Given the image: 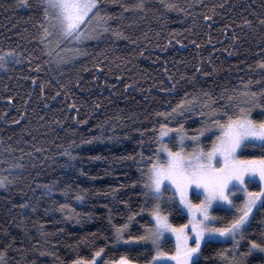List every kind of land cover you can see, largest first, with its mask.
<instances>
[{
	"label": "trees",
	"instance_id": "16d2710c",
	"mask_svg": "<svg viewBox=\"0 0 264 264\" xmlns=\"http://www.w3.org/2000/svg\"><path fill=\"white\" fill-rule=\"evenodd\" d=\"M136 2L101 0L102 12L114 16L113 28L127 38L105 34L90 39L76 45L85 48V55L61 66L49 60L70 53L56 49L49 57L37 47L38 0H29L31 7L0 0V53L11 49L19 54V62L9 60L0 67V175L14 181L0 188V248L13 243L9 264H72L79 257L91 259L101 247L98 264H110L125 253L145 264L154 254L152 245L121 247L113 225L126 223L133 212L126 235H141L152 224L142 169L158 151L153 131L156 126L158 134L164 118L157 113L170 112L185 93L197 97L183 117L169 119L170 127L182 123L192 136L218 113L210 110L213 101L226 103L221 98L225 89L235 93L240 107H246V89H264L262 0H146L143 11L134 7ZM169 2L183 11L163 7ZM206 15L211 19L205 20ZM245 19L253 22L251 27ZM260 111L253 109L252 116ZM238 112L233 106L230 114ZM209 135L203 137L205 146H210ZM173 136L175 132L163 138L169 147L178 145ZM81 138L91 143L82 144ZM73 140L76 159L69 164L62 151ZM170 195L166 193L162 209L172 223H186L187 217L168 201ZM61 204L68 207L61 210ZM215 213L222 217L219 224L231 219L224 209L215 208ZM261 221L264 212H255L250 238L264 235ZM162 246L173 251L169 240ZM230 246L203 245L201 264H223L219 253ZM259 259L253 255L250 264Z\"/></svg>",
	"mask_w": 264,
	"mask_h": 264
},
{
	"label": "snow or ice",
	"instance_id": "6c2138e0",
	"mask_svg": "<svg viewBox=\"0 0 264 264\" xmlns=\"http://www.w3.org/2000/svg\"><path fill=\"white\" fill-rule=\"evenodd\" d=\"M19 3L23 7L32 6L29 0H19ZM36 7L40 10L41 20L37 28L38 36L35 39L41 54L51 57L56 49L70 53L64 56L57 53L55 61L49 60V63L61 66L71 63L77 57L86 54L85 48L76 45H82L90 39H102L105 34H111L116 38H127L122 31L113 28L114 16L110 12H102L101 0H38ZM120 7L127 11L129 6L121 4ZM134 7L143 11L148 5L146 0H137ZM163 7L183 11L177 9V5L171 2L164 3ZM204 19L209 20L211 17L206 15ZM243 23L251 27L253 22L245 19ZM259 23L264 26V15L259 18ZM70 43L73 47L68 48L67 45ZM9 60L19 62V54L11 49L0 53V67H5ZM260 66L264 68V61ZM202 95L207 97L209 93L204 92ZM243 96L246 107H240L235 103V93L228 94V90L225 89L221 98L226 103L216 105L213 101L210 110L214 113L218 110V113L206 121L204 126L191 137L182 123H178L175 129L170 127L169 119L183 117L186 111L191 110L189 106H194L197 97H189L188 93H185V99L171 108L170 112L157 113L164 118V122L158 125V134L155 131L156 126L153 131V136L157 137L158 151L153 156H149L146 162L149 165L147 170L142 169L143 195L146 200L150 198L152 201L151 215L154 223L147 225L141 235H133L130 231L126 235V230L129 229L136 215L133 212L126 223L113 225L117 242L122 241L133 247L147 243L152 245L154 255L150 260H146L145 264H169V262L201 264V258L204 256L202 245L207 246L216 240L231 241L230 250L219 253L223 264H250V257L256 254L261 256L256 264H264V235L259 239L248 236L252 221L255 219V212H264V89L259 91L246 89ZM233 106L239 108V112L235 115L230 114ZM255 108L262 109L257 118L252 116V110ZM85 122L78 121V123ZM209 124L212 127H209ZM137 131H141L143 135L142 130L137 129ZM172 132H175V136L170 139L177 140L178 145L169 147L163 138L168 137ZM206 133H210L207 137L211 140L210 146H205L201 140ZM186 140L192 142L191 151L186 150ZM80 143H91V140L86 141L81 138ZM75 144L76 141H71L62 151V155L68 157L69 164L76 159ZM163 154L166 156L162 159ZM143 155L141 152V159ZM81 172L84 170L81 169ZM13 182L8 176L0 175V188H6ZM257 183L260 185L257 190L249 187L250 184ZM169 191L171 195L168 196V201L177 206L180 214L187 215L186 223H172L169 215L162 209L165 195ZM189 191L196 192L197 195L203 194L204 198L193 202L189 197ZM47 192L50 195L52 189L48 188ZM77 199L82 200L83 197L77 196ZM179 205L183 207H178ZM214 205H227L225 211L231 214V219L219 224L218 221L222 217L215 213ZM23 207L29 205L25 203ZM67 207L68 205L65 204L60 205L61 210ZM185 209H187L186 213ZM32 210L36 211V207L32 206ZM167 233L175 238L173 251H166L162 246ZM12 240L14 241L15 237ZM245 241L246 250L242 251V242ZM12 247L13 243L10 242L0 248V264H9L8 253ZM36 251L40 255H54L51 251L47 253L40 249ZM102 253H104L103 247L96 250L91 259L79 257L72 264H98L96 258L102 257ZM30 264L37 262L32 260ZM110 264H140V262L125 253Z\"/></svg>",
	"mask_w": 264,
	"mask_h": 264
},
{
	"label": "rangeland",
	"instance_id": "374dc122",
	"mask_svg": "<svg viewBox=\"0 0 264 264\" xmlns=\"http://www.w3.org/2000/svg\"><path fill=\"white\" fill-rule=\"evenodd\" d=\"M68 46V45H67ZM69 46H73V44L72 43H70L69 44ZM169 135H170V133H169ZM189 137H191V136H189ZM164 138H166V137H164ZM204 138L203 137H201V140L202 141H204L203 140ZM185 147H186V150L187 151H191L192 150V142H191V140H186L185 141ZM162 156H166V154H163ZM257 185L260 187V185L257 183ZM197 192H202V190H196ZM189 197L193 200V202H198L199 200H202L204 197H203V194H200V195H197L196 194V192H193V191H189ZM177 199V201H178V197L176 198ZM195 199V200H194ZM178 207H183L182 205H179ZM215 208H220V209H226L227 208V205H219V206H217V205H214V209ZM255 211V210H254ZM187 212V209H185V213ZM186 217H187V215L186 214H184ZM151 221H152V224L154 223V218L152 217V215H151ZM187 220H188V217H187ZM165 240H169V241H171V243H172V245H173V250H174V243H175V238H174V236H172V234H170V233H167L166 235H165V239L162 241V245H163V243L165 242ZM214 242H220V243H228V242H230L231 243V241H226V242H224V241H222V240H216V241H214ZM117 244H119L121 247H127V246H132V245H130V244H125L124 242H117ZM203 246V245H202ZM154 255V254H153ZM97 259V261L100 259V257H98V258H96ZM169 264H174V262H169Z\"/></svg>",
	"mask_w": 264,
	"mask_h": 264
}]
</instances>
